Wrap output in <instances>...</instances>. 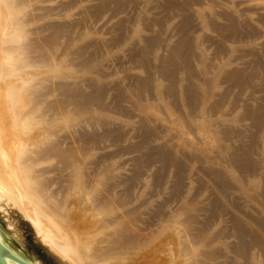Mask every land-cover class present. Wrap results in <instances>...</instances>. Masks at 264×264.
I'll return each instance as SVG.
<instances>
[{
  "label": "bare ground",
  "instance_id": "bare-ground-1",
  "mask_svg": "<svg viewBox=\"0 0 264 264\" xmlns=\"http://www.w3.org/2000/svg\"><path fill=\"white\" fill-rule=\"evenodd\" d=\"M11 76L10 254L16 211L59 264H264V0H0Z\"/></svg>",
  "mask_w": 264,
  "mask_h": 264
},
{
  "label": "rangeland",
  "instance_id": "rangeland-1",
  "mask_svg": "<svg viewBox=\"0 0 264 264\" xmlns=\"http://www.w3.org/2000/svg\"><path fill=\"white\" fill-rule=\"evenodd\" d=\"M15 76H11L5 80H0V83L2 84L3 87V92H6L8 88L6 85H12L13 82L15 81ZM16 132V131H15ZM21 137H24L23 133H20ZM10 215L15 219V221H18V225L21 229L22 232V237H23V245L25 248L28 250V252H33L35 256H37L38 259L42 261L43 264H59L56 261H53L48 254H46L45 247L43 243H41L37 238L35 231L33 230L30 222L25 219L24 217H21L16 211H13L10 213ZM5 215L0 212V223L4 228L6 227L5 223Z\"/></svg>",
  "mask_w": 264,
  "mask_h": 264
},
{
  "label": "water",
  "instance_id": "water-1",
  "mask_svg": "<svg viewBox=\"0 0 264 264\" xmlns=\"http://www.w3.org/2000/svg\"><path fill=\"white\" fill-rule=\"evenodd\" d=\"M0 264H26L10 254L1 244H0Z\"/></svg>",
  "mask_w": 264,
  "mask_h": 264
}]
</instances>
